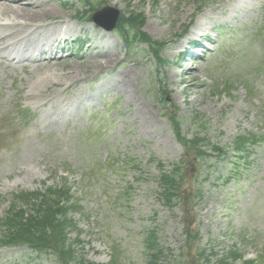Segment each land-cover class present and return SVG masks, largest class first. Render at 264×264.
Instances as JSON below:
<instances>
[{"label": "rangeland", "instance_id": "obj_1", "mask_svg": "<svg viewBox=\"0 0 264 264\" xmlns=\"http://www.w3.org/2000/svg\"><path fill=\"white\" fill-rule=\"evenodd\" d=\"M32 1L50 11L41 29L0 25L9 40L0 50L20 44L0 55V216L13 195L67 178L81 207L70 214L80 230L76 251L87 262L151 264L147 240L155 232L167 251L162 264H201L212 251L214 262L230 250L264 264V0H222L201 14L197 0ZM108 6L144 15L143 32L165 42L167 63L87 21ZM200 18L215 43L201 41L214 52L181 37ZM188 44L205 57L180 59ZM42 46L54 54L50 65ZM224 85L230 90L220 93ZM196 127L220 147L261 137L248 162L229 158L211 168L180 142ZM175 165L184 200L170 210L158 178ZM30 252L0 249V264H59Z\"/></svg>", "mask_w": 264, "mask_h": 264}, {"label": "trees", "instance_id": "obj_2", "mask_svg": "<svg viewBox=\"0 0 264 264\" xmlns=\"http://www.w3.org/2000/svg\"><path fill=\"white\" fill-rule=\"evenodd\" d=\"M204 0H198L201 4ZM88 20H91L89 15ZM145 17L142 14H130L123 17L117 27L121 40L126 45L133 43H146L158 57V54L165 47L164 43L152 40L142 31ZM193 120V119H192ZM176 131L179 124L172 120ZM199 134V133H198ZM201 137H194L191 141H186L180 137V141L187 150L190 147L200 148L205 146ZM237 141L240 146L235 152L236 155H245V148L250 149L248 142L242 139ZM242 147V148H241ZM209 150L222 153L215 146L207 145ZM200 154L204 151H198ZM201 154V155H202ZM181 166H175L172 171L162 172L159 179L161 189L160 196L163 203L173 209L177 202L183 200V193L180 191L179 182L181 178ZM9 212L4 218L0 219V244L2 247H23L27 246L32 249L38 256L50 257L59 264H93L86 263L80 259L76 251L79 243L78 236L80 230L77 223L71 218L70 214L80 209L77 202L73 199L71 189L66 186L49 188L45 194L27 193L15 197ZM76 233V238L72 239L71 234ZM155 232H152L147 240V247L150 248L151 264H161V259L165 256V249L157 243ZM241 258L238 252H229L225 258L211 263L206 260L203 264H234ZM244 264H255V262H244Z\"/></svg>", "mask_w": 264, "mask_h": 264}, {"label": "bare ground", "instance_id": "obj_3", "mask_svg": "<svg viewBox=\"0 0 264 264\" xmlns=\"http://www.w3.org/2000/svg\"><path fill=\"white\" fill-rule=\"evenodd\" d=\"M3 16L6 17V20H3ZM50 11L40 7L39 5H37L36 3H34L32 0H0V23L1 21H3L0 25L2 26H20L22 24L25 25H34L36 26V30L41 29L42 28V21H45L48 17H50ZM10 17H13L10 18ZM41 21V22H40ZM59 22H57L58 24ZM56 24V25H57ZM39 25V26H37ZM43 30L45 31V34L49 35L50 33H52V30H50L48 27H44ZM56 30V27L53 26V31ZM205 31V27H204V22H203V18H200L197 25L194 27L193 31L191 32V37L193 36H200L203 32ZM27 31H25L24 33H27ZM23 34H19L16 35L17 39L18 37L22 36ZM26 41V39H23V41ZM7 43L9 42V40H6ZM5 38H0V43L2 42H6ZM56 41V40H55ZM18 42V41H17ZM14 43V45H7L6 48L1 49L0 52L3 54H0L2 57H5L4 55H11L10 53H12L13 49L16 48L17 46H19V43ZM183 45H181L180 47H182ZM1 47V46H0ZM50 52L51 54V58L49 59V61H47V65L52 64L53 62L51 61L53 52L50 51L49 49H45L44 46L41 47L40 51L42 52L41 54L44 55L45 52ZM44 51V52H43ZM99 57H103L104 60H106V62L109 64L111 62V55L110 54H101ZM45 60V58H43ZM55 60V57H54ZM45 65V64H43ZM45 65V66H47ZM89 66V65H88ZM109 65H105V67L100 68L105 69L107 68ZM191 70V69H190ZM193 71V70H191ZM188 75H194V72H189L188 70ZM53 75L51 74V72H48L44 75V78H51ZM51 80V79H50ZM49 80V81H50ZM194 80V79H193ZM195 82V81H193Z\"/></svg>", "mask_w": 264, "mask_h": 264}, {"label": "water", "instance_id": "obj_4", "mask_svg": "<svg viewBox=\"0 0 264 264\" xmlns=\"http://www.w3.org/2000/svg\"><path fill=\"white\" fill-rule=\"evenodd\" d=\"M119 16L120 12L118 10L105 7L93 15V20L105 30L112 31L116 26Z\"/></svg>", "mask_w": 264, "mask_h": 264}]
</instances>
